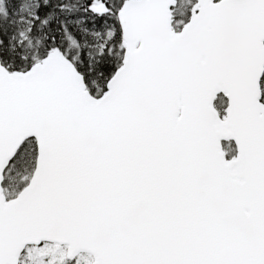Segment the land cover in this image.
I'll use <instances>...</instances> for the list:
<instances>
[{
	"label": "snow or ice",
	"instance_id": "1",
	"mask_svg": "<svg viewBox=\"0 0 264 264\" xmlns=\"http://www.w3.org/2000/svg\"><path fill=\"white\" fill-rule=\"evenodd\" d=\"M0 264H264V0H0Z\"/></svg>",
	"mask_w": 264,
	"mask_h": 264
}]
</instances>
